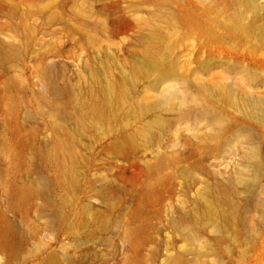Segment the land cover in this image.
I'll return each instance as SVG.
<instances>
[{"label": "rangeland", "instance_id": "rangeland-1", "mask_svg": "<svg viewBox=\"0 0 264 264\" xmlns=\"http://www.w3.org/2000/svg\"><path fill=\"white\" fill-rule=\"evenodd\" d=\"M239 23L264 0H0V264H264Z\"/></svg>", "mask_w": 264, "mask_h": 264}, {"label": "bare ground", "instance_id": "bare-ground-1", "mask_svg": "<svg viewBox=\"0 0 264 264\" xmlns=\"http://www.w3.org/2000/svg\"><path fill=\"white\" fill-rule=\"evenodd\" d=\"M236 6V12L234 13V15L231 17V20L233 21H241L243 18V11L249 7H252L254 9H257V5L253 2V1H245V2H239L237 4H235ZM240 26H235L237 29V31L243 35L245 38L249 37V34L251 33V31H255L256 32V36L259 38V41H263L264 40V27L261 25H254V23H248V24H244V23H239ZM211 36L213 35L212 30L209 33ZM12 57V53L10 51H2L0 50V62L2 61V59H7ZM8 60V59H7ZM47 71H43V76H46ZM199 90V89H198ZM225 90L231 92L230 90H228L227 88H225ZM228 92V93H229ZM231 96V94H230ZM178 97V91L172 90L171 93L169 94L168 97L165 98V100H170L173 98ZM239 104L245 108V110H248L247 114L249 116L255 117L257 120H259L260 122L264 123V101L260 98H252V99H241ZM196 114L204 116V115H211V112L204 106H200L197 110H196ZM156 124L160 123V120H156L154 121ZM252 153H247L246 156H250L252 155ZM33 187H35V189L39 190L41 192V184L34 185Z\"/></svg>", "mask_w": 264, "mask_h": 264}]
</instances>
